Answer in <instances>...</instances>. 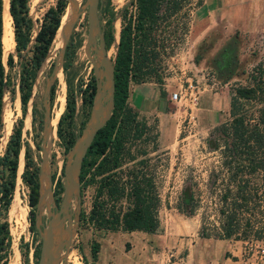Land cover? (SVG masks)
<instances>
[{"label": "rangeland", "instance_id": "obj_1", "mask_svg": "<svg viewBox=\"0 0 264 264\" xmlns=\"http://www.w3.org/2000/svg\"><path fill=\"white\" fill-rule=\"evenodd\" d=\"M54 3L55 0H28L32 36L43 12ZM65 8L63 15L68 12V17L62 27L58 26L57 34L36 71L24 113L19 102L17 57L14 55L12 67L6 64L7 53H14V44L4 50L2 48V61L9 81L1 102L0 154L13 123L17 118L22 119V146L12 198L6 212L9 231L7 264H36L41 229L58 205L55 197L59 195L60 198L62 193V189L59 193L55 189L57 182H62L63 167L73 146L72 143L66 147L57 134V121L65 109L66 80L73 87L74 111L70 122L65 120L63 125L68 124L75 139L83 131L89 114L90 105L84 104L81 98L87 83L94 79L93 60L97 57L98 39L95 34L87 39V0H66ZM124 9H133L131 0H100L99 21L102 27L107 25L106 20L111 16L112 40L107 48L111 45L109 50L114 49L112 58ZM187 12L184 18L187 20L186 32L178 39L166 41L167 52L157 57L155 73L148 80L140 81L153 82L157 88L159 85L164 88L161 104L166 110L158 112V115L136 110L138 118L146 120L147 128L131 145L133 152L149 150L160 197L159 229L155 232L134 230L130 237L135 245L133 255L128 250L130 244L126 233L110 231L109 239H102L109 231L103 233L78 218L80 210L88 211L94 193V184L79 182L72 199L70 224L64 216L61 239L54 240L55 245H59L55 264H128L133 257L135 264H264V241L204 237L197 232L201 217L212 218L214 213L207 193L208 172L218 163L219 150L228 144L231 137L226 130L219 129L220 124L230 118L228 108L208 110L212 114L207 120L202 116L197 97L216 91L228 100L235 86L249 83L252 67L264 58V0H202L198 5L189 6ZM72 32L80 38V44L64 72L62 46L66 36ZM31 42L32 38L29 44ZM181 67L184 75L180 74ZM186 76L197 79L194 92L169 98L178 80L185 84ZM136 83H129V92L137 96L141 92L133 90ZM106 89L104 77L103 91ZM104 101L107 104L108 101ZM256 107L257 102L243 101L240 111L250 117L254 116ZM3 115L7 116L11 126L9 133L2 132ZM153 133H157L154 141L157 148L151 151L153 141L145 137ZM24 144L29 146L32 161L39 169L40 198L32 224L28 218V188L20 176ZM189 191L199 193L201 200L195 212L186 215L176 205L181 193ZM94 239L99 244L102 242L100 259L98 250L96 260H92L89 253Z\"/></svg>", "mask_w": 264, "mask_h": 264}, {"label": "trees", "instance_id": "obj_2", "mask_svg": "<svg viewBox=\"0 0 264 264\" xmlns=\"http://www.w3.org/2000/svg\"><path fill=\"white\" fill-rule=\"evenodd\" d=\"M201 1L131 0L133 9H124L121 14L113 62V107L89 145L79 173V182L94 184V193L88 211L80 210L78 218L103 233L155 232L159 229L160 197L149 150L143 149L139 153L131 150V145L141 138L147 125L128 102L129 83L148 80L155 73L157 57L167 52L166 41L178 39L186 32L187 20L184 18L187 9ZM65 6L66 0H55L48 6L32 36L28 0H8L14 53H7L6 64L12 67L14 55L17 57V86L22 113L36 71L60 27ZM3 8L4 0H0V112L3 91L9 81L2 61ZM110 20L111 16L106 20L107 25L102 27L106 47L112 40ZM79 44L80 38L70 33L63 46L64 72ZM156 78L160 84V78ZM87 84L81 99L89 106L94 79ZM66 89L65 109L57 121V134L68 147L75 139L68 124L63 125L65 120L70 122L74 111L73 87L69 80H66ZM158 91L162 98L164 88L159 85ZM228 101L230 118L222 122L219 129L226 130L231 137L228 144L219 150L218 163L209 170L207 179V193L214 213L212 218L201 217L197 232L204 237L264 241V58L252 67L249 83L235 86ZM243 101L257 102L254 116L248 117L240 111ZM157 108L166 110L160 99ZM21 126L22 119L17 118L0 154V264H7L9 231L6 212L12 198L22 146ZM156 134L145 137L153 141L151 151L157 148L154 142ZM23 157L20 176L28 188V218L32 224L39 195V169L32 161L27 144H24ZM61 189L58 181L55 190L59 193ZM59 200L57 195L55 201L59 203ZM200 200L199 193H181L176 207L186 215L193 214ZM98 250L99 242L94 239L89 247L92 260H96Z\"/></svg>", "mask_w": 264, "mask_h": 264}, {"label": "water", "instance_id": "obj_3", "mask_svg": "<svg viewBox=\"0 0 264 264\" xmlns=\"http://www.w3.org/2000/svg\"><path fill=\"white\" fill-rule=\"evenodd\" d=\"M87 2V39L90 40L92 34H95L98 39L97 57L93 60L94 92L83 131L74 140L70 157L63 167L61 182L62 193L59 203L41 229V240L36 264H55L57 260L59 245L56 246L54 240L55 238L57 241L61 239L60 234L64 216H67L70 224L71 204L79 183L82 160L96 132L104 125L113 107L114 57L112 58L107 55L102 25L99 21L100 0H87ZM67 37L63 41V46ZM104 77H106L107 81V89L105 92L103 91ZM105 99L108 101L107 104L104 101ZM39 198L40 193L38 195V201Z\"/></svg>", "mask_w": 264, "mask_h": 264}, {"label": "crops", "instance_id": "obj_4", "mask_svg": "<svg viewBox=\"0 0 264 264\" xmlns=\"http://www.w3.org/2000/svg\"><path fill=\"white\" fill-rule=\"evenodd\" d=\"M133 90L137 92H141L142 95H140L141 93H138V95L136 96V94H132V92L131 93L129 92L128 93L129 104L133 108H135L137 111L144 112V114L154 112L156 115H158V112H160L161 110L157 108V102L159 99L161 100V97L159 96L158 88L154 85V83L153 82H147V83L138 82L135 84V87H133ZM197 98L199 99V108L203 110L202 116L207 120H210L209 117H210V114H212V112L209 113L208 110L216 109L219 107L222 108L223 110L229 108V101L224 98L223 94H219L216 91H214L213 93H206L201 96L198 95ZM114 232H118V231H111V233H114ZM122 232L127 234V238L130 244V248L128 250L129 252L131 251L133 255L134 250H135V245H134V242L130 239V237H131L132 232H134V230L129 231V232L127 231H122ZM109 233L110 231L107 232L101 238L104 240H107V238L109 239L110 237ZM101 253H102V242L99 244V259H100ZM109 254H111V251ZM128 264H135L134 257L131 258V261H128Z\"/></svg>", "mask_w": 264, "mask_h": 264}, {"label": "bare ground", "instance_id": "obj_5", "mask_svg": "<svg viewBox=\"0 0 264 264\" xmlns=\"http://www.w3.org/2000/svg\"><path fill=\"white\" fill-rule=\"evenodd\" d=\"M74 4V3H73ZM8 0H4V8H3V36H2V42H3V50L6 49L7 47H12L13 43V34H12V27H11V19H10V15L8 13ZM67 15H63L64 18L61 19V27L65 24L66 19L68 17V12L66 13ZM61 29V28H60ZM57 34V33H56ZM56 36V35H55ZM117 42V41H116ZM117 44V43H116ZM112 50L114 49H107V55L111 56ZM109 51V52H108ZM62 97V96H61ZM62 104V102H61ZM62 107V106H61ZM63 108V107H62ZM57 118V116H56ZM11 121V120H10ZM2 132L3 133H7L10 124L8 121L7 116L3 115L2 117ZM10 130V129H9ZM9 133V132H8ZM3 135V134H2ZM15 263V262H14ZM13 264V263H11Z\"/></svg>", "mask_w": 264, "mask_h": 264}, {"label": "built area", "instance_id": "obj_6", "mask_svg": "<svg viewBox=\"0 0 264 264\" xmlns=\"http://www.w3.org/2000/svg\"><path fill=\"white\" fill-rule=\"evenodd\" d=\"M180 69V74L184 75V68H179ZM192 75H195V73L192 72ZM184 82L185 84L178 80L177 81V87L175 90L171 91L169 93V98L171 99H174L176 98L177 96H181V94H183L184 96L188 93V94H191L192 92H194L195 88H196V82H197V79H192L190 76H186L184 78Z\"/></svg>", "mask_w": 264, "mask_h": 264}]
</instances>
